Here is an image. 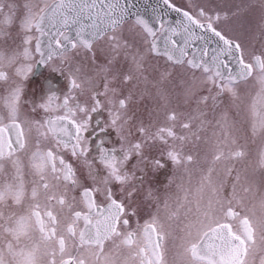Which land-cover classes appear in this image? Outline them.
<instances>
[{"label": "snow or ice", "instance_id": "1", "mask_svg": "<svg viewBox=\"0 0 264 264\" xmlns=\"http://www.w3.org/2000/svg\"><path fill=\"white\" fill-rule=\"evenodd\" d=\"M163 3L182 12L175 27L157 17V28L131 12L128 0H0V264H170L169 241L175 248L171 264H264V146L250 158L237 143L228 109L217 111L221 96L235 103L246 85L250 133L264 145V45L249 53L218 27L239 16V6L230 12L196 4L194 11H182L171 0ZM213 38L217 47L210 55ZM193 40L204 46L188 58ZM33 52L41 64L61 57L58 70L67 75L68 91L59 103L51 92L32 110L62 114L22 119ZM81 54L91 74L76 62ZM149 57L163 67H150ZM145 98L155 102V114L163 113V126L137 119L132 105ZM102 106L120 146L102 141L93 156L91 114ZM181 106L188 111H178ZM156 142L167 145L168 159L189 177L198 162L185 146L202 144L206 167L194 190L177 184L182 196L166 194L160 201L150 192L156 210L133 228V181H143L137 170L163 166L145 155ZM65 153L88 169L90 186L81 183Z\"/></svg>", "mask_w": 264, "mask_h": 264}, {"label": "flooded vegetation", "instance_id": "2", "mask_svg": "<svg viewBox=\"0 0 264 264\" xmlns=\"http://www.w3.org/2000/svg\"><path fill=\"white\" fill-rule=\"evenodd\" d=\"M22 2V0H21ZM261 0H171L177 8L181 10L194 11V5L203 4L208 9L222 8L231 11H235L237 6L243 9L239 16L232 17L227 21L218 24V27L227 35L238 37L240 42L244 44L249 53L258 54L264 45V36L260 33L261 17L264 16V10L260 7ZM13 36L15 37L17 29L12 28ZM36 35H39L38 33ZM43 38V37H42ZM74 38V37H73ZM19 41L17 40L16 43ZM35 41H33L34 47ZM9 45L14 47L12 41H9ZM100 44H97V48ZM46 50V45H45ZM189 58V56H188ZM40 60L39 54L33 52V56L28 63L33 64V71L29 74L28 78L24 81V93L22 97L21 114L22 119L39 120L45 118L48 115H59L62 114L59 110L45 113L43 110L33 112V104L40 103L46 99L47 95L51 92H55L58 100L55 103H59L63 100L64 95L68 91V78L66 74H62L60 69L61 57L54 56L52 60L47 63H38ZM76 62L84 65V70L88 74H91L92 66L88 63L86 57L81 54L76 57ZM100 62H103V57H100ZM149 66H160L163 67V61L158 60L154 57H149ZM66 67V66H64ZM230 68L234 72L232 62ZM12 72L13 70H7ZM180 71V70H178ZM227 71V70H225ZM199 75V72L197 73ZM0 93H3V89L0 88ZM81 100L87 99L86 96L80 97ZM104 100V98H101ZM220 103L217 111L221 109H228L232 119L236 122V128L238 131L235 133L237 143L243 146L244 150L249 153L250 158H255L257 152L262 145L261 138L259 136L252 137L250 133V121L251 116L248 110V106L251 103L250 92L246 85H241L240 88V99L235 103L232 102L231 98L225 94L219 98ZM106 104V100H104ZM175 105V102L173 104ZM155 102L145 98L143 101L133 103L132 110L136 113L137 119H142L147 125L150 121L157 125L163 126L164 116L163 113L155 114L153 109ZM178 111L186 112L187 108L183 106L178 108ZM211 118V113L210 117ZM179 131V128H177ZM104 142L106 147L119 148L118 137L115 132L109 127L108 113L106 107H101L97 112L91 114V123L88 132V142L92 148V155H96L97 145ZM168 148L160 142H156L150 149H145V155L147 157L159 159L162 163V167H157L152 163H149L143 173L137 170L138 176H143L142 182L133 181L136 185V193L131 200L130 207L136 210V216L132 217V227L134 228L136 222L139 221L141 224L150 218L151 214L156 210L155 199L149 198L151 192L153 198H158L163 201L167 194L172 199H175L177 195H183L177 190V184L183 183L186 187L195 189L199 180V169L206 167L205 155L206 146L200 145L193 147L192 145L185 146V152H191L198 163H194L190 168L189 173L184 171L183 167L174 165L167 157L166 152ZM65 158L70 159L74 167L77 170V175L81 179V183L85 186L92 184L91 179L88 177V169L85 168L82 163L75 158L70 157V153H65ZM132 163H135L133 161ZM143 167V165H141ZM131 170V164L129 165ZM189 179L191 185H189ZM114 192L117 197L121 196L120 187L116 186ZM168 260L171 264V256L175 255V248L171 241L168 242ZM256 264H259L257 259Z\"/></svg>", "mask_w": 264, "mask_h": 264}, {"label": "water", "instance_id": "3", "mask_svg": "<svg viewBox=\"0 0 264 264\" xmlns=\"http://www.w3.org/2000/svg\"><path fill=\"white\" fill-rule=\"evenodd\" d=\"M124 0H122V3ZM128 4L130 6V11L133 13H139L141 16H143L145 19H147L150 23H153L154 26L158 28V25L155 24L156 18L160 17L162 18L166 23L171 24L173 27L177 25V21L183 19L182 12H176L173 9L167 7L163 0H128ZM183 11V10H182ZM197 35L202 34V30L197 29L196 30ZM71 35L74 37V32L71 33ZM210 35V34H206ZM43 41H46L47 38L43 37L41 38ZM176 41L183 44L184 37L182 35H176L173 37ZM159 46L161 48L164 47V38H161L159 41ZM204 46V41L201 40H193L192 43L189 44L187 51L189 53V58H192V56H199L200 51L202 50ZM211 55V49L217 47L216 40L213 38L212 43L208 45ZM234 67V72L237 68V64L235 61H231Z\"/></svg>", "mask_w": 264, "mask_h": 264}, {"label": "rangeland", "instance_id": "4", "mask_svg": "<svg viewBox=\"0 0 264 264\" xmlns=\"http://www.w3.org/2000/svg\"><path fill=\"white\" fill-rule=\"evenodd\" d=\"M169 256H171V259H170V261H172V259H173V257H174V256H172L171 254H170Z\"/></svg>", "mask_w": 264, "mask_h": 264}]
</instances>
